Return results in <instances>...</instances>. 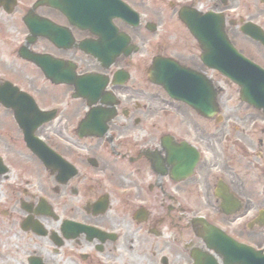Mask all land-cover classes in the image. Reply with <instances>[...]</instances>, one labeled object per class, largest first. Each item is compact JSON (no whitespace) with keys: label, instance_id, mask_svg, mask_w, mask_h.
<instances>
[{"label":"flooded vegetation","instance_id":"obj_1","mask_svg":"<svg viewBox=\"0 0 264 264\" xmlns=\"http://www.w3.org/2000/svg\"><path fill=\"white\" fill-rule=\"evenodd\" d=\"M209 225L264 249V0H0V264H223Z\"/></svg>","mask_w":264,"mask_h":264}]
</instances>
